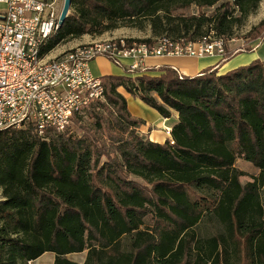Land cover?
Masks as SVG:
<instances>
[{"label": "trees", "instance_id": "1", "mask_svg": "<svg viewBox=\"0 0 264 264\" xmlns=\"http://www.w3.org/2000/svg\"><path fill=\"white\" fill-rule=\"evenodd\" d=\"M261 2L73 0L42 56L123 27L149 25L157 38H227ZM192 6L198 14L187 15ZM229 57L226 46L221 61ZM124 71L102 77L104 99L87 109L90 123L73 116L80 134L0 130V264H28L46 253L55 254L52 264H264V60L195 77L169 67L159 75ZM121 88L164 118L178 113L172 140L140 132L145 121L131 114ZM240 157L260 169L247 185ZM135 201L152 203L151 230L141 229ZM205 219L223 231L199 236ZM85 251L83 263L68 258Z\"/></svg>", "mask_w": 264, "mask_h": 264}, {"label": "built area", "instance_id": "2", "mask_svg": "<svg viewBox=\"0 0 264 264\" xmlns=\"http://www.w3.org/2000/svg\"><path fill=\"white\" fill-rule=\"evenodd\" d=\"M0 130L33 126L44 137L48 129L65 131L75 114L104 99L103 78L96 76L91 62L104 56L130 74L149 70L153 57L224 56L227 42L214 33L203 40L147 42V46L110 45L95 53H79L60 65L43 68L42 56L32 59L34 45L48 24L59 23L58 0H0ZM127 60V62L125 61ZM33 74V82H25Z\"/></svg>", "mask_w": 264, "mask_h": 264}, {"label": "crops", "instance_id": "3", "mask_svg": "<svg viewBox=\"0 0 264 264\" xmlns=\"http://www.w3.org/2000/svg\"><path fill=\"white\" fill-rule=\"evenodd\" d=\"M63 3L64 0H58L59 6H62ZM5 7V4H0V9H5ZM263 44L264 39H258L257 41L251 42V51L241 49L234 54H230V57L226 61H221L222 56L218 55L201 58L188 56L153 57L147 60V65L149 67L147 73L151 75H159L161 74L162 68L169 67L176 69L181 75L186 77H195L208 68H213L218 74H224L237 67L247 65L256 59L264 60ZM125 61L127 62V60ZM92 64L97 68H100L101 66V73L99 75H96L92 70L96 76L103 77L105 75L126 74L124 68L113 64L104 56H100L93 60L91 62V68ZM121 92L123 91L121 90ZM123 94L127 98L128 108L131 114L134 117L145 121V124L142 125L139 130L146 136V138L158 143H164L168 139L172 140L171 130L178 122V113L176 111H172V116L170 118H164L155 109L146 105L141 99L135 98L126 92H123ZM38 260L39 258L32 261V263H35ZM54 260L55 254L52 253V257L48 262L42 264H52Z\"/></svg>", "mask_w": 264, "mask_h": 264}, {"label": "rangeland", "instance_id": "4", "mask_svg": "<svg viewBox=\"0 0 264 264\" xmlns=\"http://www.w3.org/2000/svg\"><path fill=\"white\" fill-rule=\"evenodd\" d=\"M213 10L214 8L204 9V12L207 15H211ZM198 12H199V9L196 6H192L185 11L187 15L198 14ZM263 20H264V0H262V2L260 3L258 10L254 14L249 16V18L243 25H239L235 28L234 34L231 37L225 38L227 42V53L230 55V54H234L240 51L241 49L249 48L251 42L257 41V40L252 41V37H254L258 32H260L261 35H264V27L263 28L258 27ZM124 37L126 39L153 38V41L156 40L157 38L153 36L151 27L149 25H146V27L143 30H140L138 28H133V27H123L115 31L107 32L103 34L102 36L84 35L80 38L64 42L58 45L54 50H52L46 56L47 58H55V57L60 56L67 50H70L71 48L78 46V45L87 44V43H91L94 41H100V40H106V39H112V38H124ZM263 47H264V44H263ZM96 68L97 67H94V64H92V70L94 71L96 75H99L101 73V66L100 68H97V69ZM121 90L125 92L124 89L121 88L120 91ZM84 114H83L84 122L82 124H85L86 122L90 123L91 119L88 118L86 114L85 115ZM68 128L74 129L76 133H79V130L76 128V124L74 120L70 123ZM236 166L239 169L246 172V175L241 178L243 185H247L250 182H252L253 178L258 176L260 173V169L258 167H256L253 163L246 161L242 157L237 159ZM261 196H262V202L264 205V187L261 190ZM133 206H134V209L143 218L144 224L141 226V229L146 230V231L151 230L155 224V219L153 217L152 203H143L141 201H135ZM196 231L198 232L199 236L209 237V236L217 234L218 232L223 231V227L218 222L208 221L205 219L197 227ZM86 256H87V251L83 253L70 254L68 255V258H70L73 261L83 263L86 259ZM51 257H52V253H46L42 255L37 262L31 263V264L47 263ZM234 264H237V263L234 261Z\"/></svg>", "mask_w": 264, "mask_h": 264}, {"label": "bare ground", "instance_id": "5", "mask_svg": "<svg viewBox=\"0 0 264 264\" xmlns=\"http://www.w3.org/2000/svg\"><path fill=\"white\" fill-rule=\"evenodd\" d=\"M59 28H60L59 23L48 24V27L47 29H45L44 34H42V36L39 37L38 45H34V50H32V59H39V53H41V49H43L46 43L48 42V40L55 33H57ZM168 39H172V38L168 37ZM162 40H166V36L157 38L152 42H158ZM172 40H176V39H172ZM177 40H181V39H177ZM130 43H132V45L147 46V42H138V41L129 42L128 39H126L125 37L94 41L91 43L75 46L55 58H47V56L43 57L42 66L43 68H51L52 66L60 65V63H62L64 59H75V56L79 53H95V50L102 48H109L110 45H129ZM25 82H33V74H25ZM31 263L32 261L29 262V264Z\"/></svg>", "mask_w": 264, "mask_h": 264}, {"label": "water", "instance_id": "6", "mask_svg": "<svg viewBox=\"0 0 264 264\" xmlns=\"http://www.w3.org/2000/svg\"><path fill=\"white\" fill-rule=\"evenodd\" d=\"M72 1L73 0H64L63 7L61 10V14H60V21H59L60 28L63 26L66 18L68 17L70 13V10L72 7Z\"/></svg>", "mask_w": 264, "mask_h": 264}]
</instances>
